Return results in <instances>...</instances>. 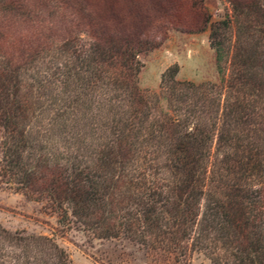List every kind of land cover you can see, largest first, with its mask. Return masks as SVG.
Segmentation results:
<instances>
[{
  "label": "trees",
  "instance_id": "trees-1",
  "mask_svg": "<svg viewBox=\"0 0 264 264\" xmlns=\"http://www.w3.org/2000/svg\"><path fill=\"white\" fill-rule=\"evenodd\" d=\"M0 0V184L150 264H264V0ZM209 31L219 83L142 89L140 56ZM0 264H72L0 225Z\"/></svg>",
  "mask_w": 264,
  "mask_h": 264
},
{
  "label": "rangeland",
  "instance_id": "rangeland-1",
  "mask_svg": "<svg viewBox=\"0 0 264 264\" xmlns=\"http://www.w3.org/2000/svg\"><path fill=\"white\" fill-rule=\"evenodd\" d=\"M205 5L214 21L231 13L225 0H206ZM143 64L139 75L142 89L159 92L167 69L177 65V79L196 84L219 83L215 52L209 43V31L199 34L169 33L156 50L140 56ZM2 136L0 134V166ZM0 225L11 233L53 238L69 255L72 264H150L152 258L139 244L125 238L100 239L72 223L69 228L59 225V216L47 201L37 202L0 184ZM192 264H211L199 252Z\"/></svg>",
  "mask_w": 264,
  "mask_h": 264
}]
</instances>
